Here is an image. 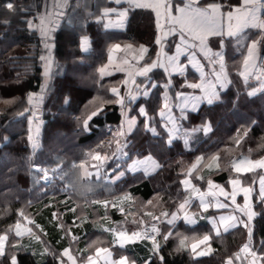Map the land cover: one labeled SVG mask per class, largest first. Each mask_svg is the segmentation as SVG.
<instances>
[{"label":"trees","instance_id":"obj_1","mask_svg":"<svg viewBox=\"0 0 264 264\" xmlns=\"http://www.w3.org/2000/svg\"><path fill=\"white\" fill-rule=\"evenodd\" d=\"M27 15V10L0 11V235L8 234V255L16 251L10 245L24 247V250L16 252L19 264H60L57 257L62 246H54L60 232L48 224L52 211L50 208H43L41 214V223L47 232L45 237L42 236L40 240H19L12 232L17 221L23 220L21 211L24 217H33L36 213L34 209L46 205L50 190L56 188L57 181L49 186L37 182V174L31 172L29 166L37 164L52 169L57 164L66 167L72 162L79 163L101 141L107 145L112 139L108 126L116 129L121 123V114L118 106L111 103L102 106L103 113L89 122L91 132L83 131L84 120L96 108L87 114V104H82V101L89 94L92 97L95 90L93 87L89 90L78 87L81 82L79 75L82 74L79 69L81 66L91 68L90 82L96 86L102 85L104 81L95 77V69L105 62L108 43L118 38L117 36L130 42L151 45V51L154 50L150 43L154 37L152 14L146 10L131 9L126 30L120 34L103 31L101 25L94 22L92 15L86 17L84 32L91 39L88 56H83L78 51L79 33L76 30L63 25L59 30L52 31V57L57 68L42 94L41 107L37 108L40 148L35 155L32 154L28 139L30 114L25 109L31 106L26 101L25 94L31 92L41 95V87L45 84L38 37L27 28ZM239 57L234 53L231 64L228 65L233 86L222 94L221 102L212 106L203 105L198 112L188 114V119L180 123L182 127L193 128L207 120L212 126L208 134L203 135L202 131L195 134L189 147L179 138L168 145L162 131H158L159 138H154L144 130L143 121L139 120L135 130L126 137L129 141L126 151L132 159L151 154L160 165L156 174L128 189L134 198L132 209L138 216L149 210L146 203L148 201H153L151 207L154 211L157 208L159 211L170 212L177 208L185 198L180 181L187 175L197 157L207 159L218 154L219 162L228 164L233 155H244L252 160L264 156V94L250 98L247 96V90L252 85L249 84L245 89L239 76L234 73ZM232 60L236 62L232 64ZM105 83L108 84L107 81ZM157 90L144 102L149 114L155 118L161 104ZM66 99L68 103L63 104ZM246 129L247 136H244ZM4 137L8 140L4 141ZM237 140L240 141L239 144L236 143ZM107 149L106 146L100 151L105 152ZM129 161L131 160L126 163ZM222 170V174L213 177L218 182H224L228 177L226 168ZM253 200L257 216L253 221L252 242L259 252L264 253V247L261 246L264 241V207L256 202V196ZM203 227L204 225H198L190 228L182 222L178 223L168 240L160 242V255L164 257V264H225V260L232 257L246 239L245 231L238 228L212 237L213 252L209 256L194 258L187 248L177 251L181 238L187 234L201 236L206 231ZM148 248H151V244L142 241L125 248V252L131 256L134 254L132 258L135 264H144L150 255ZM45 249L48 251L45 252ZM2 264H9L7 256L3 258ZM153 264L160 262L154 260Z\"/></svg>","mask_w":264,"mask_h":264},{"label":"crops","instance_id":"obj_2","mask_svg":"<svg viewBox=\"0 0 264 264\" xmlns=\"http://www.w3.org/2000/svg\"><path fill=\"white\" fill-rule=\"evenodd\" d=\"M142 2H146V0H142ZM172 2L180 3V0H172ZM188 2L189 0H184V3H188ZM212 3L222 4L223 5L222 11H227L229 5L239 6L242 3V0H198V2L194 5V7L206 8L207 5ZM111 8H116L118 11H123L125 9H128L127 15L126 17H124L123 24L121 26L105 27V25L109 24L110 21L113 23V25H115L118 20V17L114 13H110L106 17H101V12L104 9H111ZM131 9L146 10L152 14V27L154 31L153 33L154 37L152 38L153 41L151 40L150 43L156 47V51L155 52L151 51V47H150L151 45L145 43L142 44V43L130 42V40H126L122 36H117L118 38L108 43L106 50L107 57L105 62L102 65H99L95 69L96 72L95 77H97V79L99 80L104 81L102 85L97 84L96 86L95 84L90 82L89 77L90 74H92L91 68H89L88 66L80 67L79 72L80 73L82 72V74L79 75V78L81 79V82H80V86L78 85L77 86L87 90H89L90 87H93V89L95 90L94 95L92 96L94 100L89 101L90 100L89 99L90 94H89L84 99V101H82V104L92 103L98 105L99 106L98 108H100V106L102 107L104 105H108L111 103L118 106L119 112L120 114H122L121 106L115 102L116 97L113 96L110 89L112 87H118L121 96H125V93L129 89H135L136 85H140L141 89H143L144 84H142L141 82L146 81V78L143 76H139L136 73L139 68L143 67L147 62L150 61H147L144 64L141 63L140 61L141 46L147 49V52L143 53V57L151 58V55L154 54V58L151 59V61H153L157 59V53H160L161 62L167 64V56L174 54L175 52L174 44L179 43V33L177 32L175 36L173 35L165 36V34L168 32L169 27L171 26V22L166 20L163 14H161V16L159 17L160 27L158 28L156 11H154L151 8L132 7L127 2H122L120 5H116L115 3L112 2V0H42L41 1L40 11L43 12L46 19H49L51 21V23L49 24V29H51L50 32L54 31L52 29L53 28L52 26H53L55 13L59 12L63 14L57 30H59L63 25H66L76 30L79 33L78 51L83 56H88V54L91 51V39L87 35V33L84 32V23L86 17L92 15L91 17H93L92 19H94V22L100 24L103 31L120 34L126 30L129 11ZM162 12L163 10H161V13ZM173 15L176 16L179 15V13H173ZM219 26L225 33L227 32L228 22L226 19L219 21ZM234 26H235V21H233V27ZM176 27L177 29H179V25H176ZM158 36L162 39V44L160 45H157L155 43ZM242 36L243 39L239 42V44L235 38H230L227 35L209 36L207 39L208 48L210 49V51L208 52V56L205 57L201 54L198 55L197 57L199 64L201 66L200 68L193 67L191 64H189L186 58L188 53L182 52V54L179 57V60L182 64H187L188 67L186 71L183 73V75L173 72L171 79L174 87L171 89H165L163 87V85L166 83V80L168 79V74L164 71V69L163 68L152 69V71L148 74V76L151 78L152 82L159 85V87L152 88L150 90L148 97L137 95V99L133 103L129 104L127 102V99L125 100L126 117L122 115L123 117L122 121H125L126 118L127 119L135 118L136 121L135 126L132 128L131 132L128 133L127 136H129L135 130L139 120L144 121L145 119L144 117L138 115L139 106L145 107L144 102H146V100H148L158 88L157 93L161 100V104L156 114V118L153 115H150L149 112L148 115L149 117L153 118V126L156 128V131L157 132L162 131V133L166 135V141H167L169 139V136L167 134V130L164 127L166 122V117L162 118L159 115V111L165 103V98H167V102L171 106L172 115L179 117L180 108L184 106L185 101L177 99L176 96L177 92H183L186 96L189 97L203 95L202 89L199 88L193 89L191 87H188L187 86L188 84L203 83L205 88H207L210 84H215L217 91L220 92V97H221L222 94L226 92L230 86H233V81L231 80L230 77L228 65L231 64V58L233 57L234 53L240 56L239 57L240 59L237 60V62L236 60H232V64L236 62V65L234 67V73L239 76L241 80V85H243L245 89L248 88L249 86L248 79H247V83H245V79L243 76L240 75V73L245 72V75H247L248 78H250L253 75L255 69H252L250 67L249 69L245 70L243 62L245 60V57L247 56V46L250 45L253 40H259L262 36V32L258 28L249 27L244 30ZM85 37H87L89 41L88 51H84L81 47V41ZM221 40H224V47L222 49L219 47V42ZM116 44H119L121 46L120 49L112 50V47ZM128 45H131V48L127 47ZM52 50H53V44L51 43L50 57L53 63V71H54L57 67L55 66L56 64L53 61L54 59L52 57ZM220 51L224 53V68L222 71V78L226 77L227 81H229V83L226 84V87L224 89H220L219 87L220 82L215 80L213 74L214 71L216 73H221L219 61L216 59V57L212 55L213 53ZM44 54L45 56H49V50L48 53L44 52ZM110 55H111V63L109 62ZM129 56L131 58H128ZM135 59L137 60V62L133 61ZM258 60H259V52H258V58L255 61L256 66L258 64ZM105 66L107 67L105 68ZM41 68H42L43 83L45 85H48L49 82L51 81V77L50 78L45 77L44 62L42 61H41ZM102 68L105 69L103 74L100 71ZM126 80L128 82L127 87H125L124 85V82ZM106 81L108 82V84L105 83ZM263 83H264V79H263ZM181 84H184L185 86L181 88L180 87ZM253 89H256L254 85H252V87L247 90V93L249 91H252ZM101 90L104 91L100 92ZM248 97L250 98V96ZM66 100L68 101V99ZM219 102H221V98L220 101H217L214 104H217ZM67 103L64 102L63 104H67ZM203 105L212 106L202 102L199 104V109ZM185 112L187 113V115L191 113H196L191 111V102L188 103ZM30 118L31 116L29 117V121ZM181 122L182 121H178V124H180ZM143 126L145 128V125ZM181 128L189 131L192 129V128H186L184 126L183 127L181 126ZM197 133L198 132L194 133L190 137L189 145L193 140V136ZM201 133H203V135H206L203 131ZM178 138L181 139L184 143V137L182 135H180ZM189 145L187 147H189ZM114 150H115V141H113L112 143V148H108L107 151L105 152L111 153ZM105 152H101V154ZM144 157H140V158L136 157L134 159H143ZM131 162L132 160L129 161L128 163H123L121 165V170L126 168L127 165L130 164ZM95 163L96 161L92 162L91 157L87 156L84 161H81L79 163L72 162L71 164L66 165V167H63L61 164H59L60 168L63 169V171L60 172L61 174L60 177L62 176V179L55 182L56 188L50 190V193L48 194L49 202L45 203L46 205H43L42 208L34 209V211L36 210V213L33 215V217L31 218L27 217L28 220L32 221L33 223H28L24 218L23 220L20 221L21 231L24 233V235H22L21 237H17L15 235V226L13 227L12 232L15 238L20 240L22 238L36 239V237H39L40 240L42 236L45 237V234L47 232L46 229L43 227V224L41 223V219H42L41 214L43 208L44 209L50 208L52 211H50L51 212L50 217L47 220L48 224H51L54 227L55 231L60 232L59 239L54 241V246L55 245L62 246L61 251H59L60 253H62L65 248H70L71 254L74 257H76V264H88L87 262L88 256H93L94 259H96V264H105L104 253L100 254V258H96L97 248H107L112 254L110 258L111 260H119L121 256H126L128 257V264H132L133 261L135 262V260H133L132 258L134 254L133 256L129 255L128 253L125 252V248L134 244L141 243L142 240H136L135 242H126L123 247H120V243L116 239V236L119 232H125L130 236L131 233L139 231L141 228L140 220H139L141 217L135 214L134 210L132 209V207L134 206L133 204L134 198L129 194L128 189L130 186H133L135 183H140L148 179L149 177L153 176L154 174H156V172L159 169L152 171L151 174L147 176L144 174L143 169L138 170L135 173L127 172L123 177L117 179L114 171V165L112 164L111 161H109L108 164L105 165V169L102 171L101 176L99 178H97L94 175L91 177H85L84 174L85 170H87L88 172H94V169L91 167V165ZM156 163L158 162L156 161ZM200 163L197 165V168L194 169L192 172L191 184L195 185V187L200 190V193H206L209 190L207 183L208 179L210 178L209 176L216 173L219 170L220 165L218 164L219 167L217 168V162L213 160L208 164H200ZM74 164L77 166H79L80 164H84V168L83 169H81L80 167L73 168ZM209 165H211V167H209ZM56 167L57 166H55L54 168ZM250 173L258 174L255 180L256 182L255 188L253 187L254 191L250 198L252 211H254L255 205L253 199L256 196V202L259 203L257 200V196L259 192V177L261 175H264V170L257 169L255 172L244 173L240 177L242 181L240 187H247L250 185L253 186L252 185L253 182L250 183L242 180L245 174H250ZM197 176L203 177V179H197L196 178ZM231 178H236V177H231ZM229 179L230 178H228L224 182H218L213 180L211 181L213 182L214 185L222 186L225 189V191L231 192V185L228 183ZM129 182L131 183L128 185ZM123 185L125 186L127 185V186L125 187ZM182 188L184 190L183 185ZM212 191L219 194V189L217 188H213ZM188 195L195 196L196 193L185 192V198ZM126 196L130 197V199H125L124 197ZM206 199L211 201L212 203V206L208 207L207 211L201 210L198 199H192L190 206L184 210L187 211L189 216L195 214L194 219L196 220V222L194 224H187L183 218L184 211H181L179 212V218L174 222V224H170L167 222L166 224L167 232L168 233L171 232L172 229L178 223L182 222L185 226H188L190 228L196 227L198 225L201 226L204 225L203 228L206 229V231H204L205 233L201 231L203 233L201 236H197L196 234H194L195 236L193 234L192 235L187 234V237L189 238L196 237L197 239H199L202 238L203 235L205 234H209L211 237L214 236L216 237L215 231L213 230V225L210 222L212 218H216V220L218 221V226L221 235L230 233L235 229L242 228L245 231L246 239L245 241H243V243H241V245L248 243L249 242L248 229L245 228L242 224L236 227H230L227 232L224 231L223 224H219L220 216L235 215L238 218L244 219L245 221L247 220V217L243 216L242 213H240L239 211L234 212L233 207H228V208L215 207V201L212 200L211 196L206 197ZM219 200L221 202L228 203V201L224 200L223 196H219ZM105 201L109 202L107 207L104 206ZM113 202L116 203L115 207L112 206ZM236 202L237 204L243 205L244 196L242 193L240 195H237ZM262 206L264 207V204H262ZM121 208H123L124 210L123 212L120 211ZM72 209H75V211H73ZM178 209L179 206L175 211L171 213L177 212ZM171 213L169 214V219L171 218ZM53 214H55V218ZM255 217L251 221L252 231H253V221ZM73 221H75V224L73 223ZM224 223L226 224L229 222L224 221ZM37 225L39 227H37ZM60 225H63V227H60ZM106 228L112 229L114 231H104V229ZM27 229H31L34 235L29 234L27 232ZM69 229L71 230V235L66 234L68 233ZM71 236L78 237V240L73 241L71 239ZM163 236L160 237L159 242L164 241ZM191 242H192L191 239L189 243L186 242L189 244V248H187L189 251H190ZM210 245H211V241H210ZM203 247L204 246L202 245L201 248ZM251 247L253 251L257 252L258 256L264 255V253L258 251L257 247H254L252 240H251ZM149 249L150 248H148V250ZM199 250L200 249H198V251ZM212 252H213V248L211 246V253ZM235 254L231 257L232 264H249V262L252 259L251 256H248L247 260L238 261L235 258ZM63 259L65 264H70V262L67 260V257H64ZM228 259L229 258L225 260V264L228 261ZM259 264H264V261H260Z\"/></svg>","mask_w":264,"mask_h":264},{"label":"snow or ice","instance_id":"obj_3","mask_svg":"<svg viewBox=\"0 0 264 264\" xmlns=\"http://www.w3.org/2000/svg\"><path fill=\"white\" fill-rule=\"evenodd\" d=\"M113 3L116 5H120L122 2H127L132 7L137 8H151L154 11H156L157 14V27H160L159 23V17L161 14L165 16V19L171 22V26L168 29V32L165 34L167 35H173L175 36L177 32L179 33V43L174 44L175 52L173 55L167 56V64H164L160 60V53H157V59L150 61L146 63L143 67L139 68L137 71V75L143 76L146 78V81H142L141 83L144 84L143 89H141L140 85H136L135 89H129L125 96L120 95V90L118 87H112L110 89L113 96L116 97V103H118L121 106L122 115L126 117V103L125 100L127 99V102L133 103L137 99V95H142L144 97H148L150 90L152 88L159 87V85L152 82L151 78L148 76V74L152 71L154 68H163L164 71L168 74V79L166 80V83L163 85L165 89H171L174 87L171 76L173 72H176L180 75H183V73L186 71L188 65L182 64L179 60L180 55L182 52H187V60L189 64H191L193 67L200 68L199 61L197 59L198 55H203L205 57L208 56V52L210 49L208 48L207 39L209 36H224L227 35L230 38H235L239 44V42L243 39L242 34L244 33V30L249 27L258 28L261 30L262 33H264V19L261 18L260 12L262 9H264V0H242V3L239 6H228L227 11H222L223 5L222 4H216L212 3L207 5L206 8L204 7H194V5L198 2V0H189L188 3H184V0H180V3H173L172 0H146V2H142V0H112ZM7 9L9 12H14L18 8L17 0H3V3H0V11H3L4 9ZM161 10L163 12L161 13ZM128 12V9H125L123 11H118L116 8L111 9H104L101 12V17H106L110 13H114L118 20L115 25L110 21L109 24H106L105 27H111V26H121L123 24V19L126 17ZM173 13H179V15L174 16ZM227 20L228 22V30L225 33L221 27L219 26V21L221 20ZM233 21H235V26L233 27ZM29 24V27H32V21H27ZM44 18H41V24L43 25ZM176 25H179V29H177ZM51 29H47L42 27L41 33L45 40V48L49 50V56H41L40 60L44 62V75L47 78H50L53 74V63L51 61L50 57V49L51 45L47 43V41L50 39L49 33ZM264 39V37H262ZM155 43L157 45L162 44V39L158 36ZM261 43L260 40H253L250 45L247 46V56L245 57V60L243 62L244 69L247 70L250 67L252 69H255L256 64L255 61L258 58V45ZM81 47L84 51L89 50V41L87 37H85L81 41ZM120 45L116 44L112 47V50H118L120 49ZM127 47L131 48V45H128ZM219 47L222 49L224 47V40H221L219 42ZM111 51V50H110ZM171 51V49H170ZM147 52V49L141 46V57L140 59H143V53ZM216 59L219 61L221 73H216L214 71V77L216 81H219V87L220 89H224L226 87V84L229 83L227 81L226 77L222 78V71L224 68V53L222 51L215 52L212 54ZM109 62L111 63V55L109 56ZM107 66H105L106 68ZM101 73L103 74L105 69L102 68ZM241 76L244 77L245 83H247L248 76L245 75V72L240 73ZM259 79V77H257ZM127 80L124 82L125 87H127ZM185 85L181 84L180 87L183 88ZM188 87H191L193 89H202L203 95L201 96H195V97H189L186 96L183 92H177L176 96L177 99L185 101L184 106L180 108V116L176 117L172 115V109L169 103L167 102V98H165V103L163 107L159 111V115L162 118L166 117L165 122V129L167 130V134L169 136V139L166 141L168 145H171L173 140L178 138L180 135L184 137V144L187 147L189 145V139L190 137L196 133L203 131L205 134L210 132L212 130L211 123L207 120H205L201 125L194 126L190 131L184 130L181 128L180 124H178V121H183L188 119V115L185 112V109L189 102H191V111L192 112H198L199 111V104L204 102L208 105H213L217 101H220V92L217 91L215 84H210L207 88L204 87L203 83L200 84H188ZM46 90V85L41 87V95L37 98L32 93L28 94L27 101L28 104L32 106V108H26L25 112H30L32 119L29 121L30 124L34 121H38V117L36 115V112L33 110V108H36L38 106V103H42L43 101V93ZM257 92L264 93V85L261 86V88L253 89L252 91H249L247 93L248 96H255ZM135 93V94H134ZM68 101L65 100V103ZM103 113V108H97L96 111H93L91 115L88 116L86 120L83 122V131L90 132L91 129L89 127V121L93 119V117L99 116ZM23 115V113H22ZM138 115L144 117V125H145V131L150 132L154 138H159L160 133L156 131V128L153 126V118L149 117L148 111L145 107L139 106V112ZM135 118L127 119L125 121H122V123L116 128L113 129L111 126H108V133L111 135L112 139L107 142V145L104 141H101L96 149L91 150L88 155L91 157L93 161H96L95 164H92L91 167L94 169V172H88L85 170V177H91L96 176L99 178L101 176L102 171L105 169V165L108 164L109 161L112 162L114 165V171L116 174V178L119 179L120 177H123L127 172H133L135 173L138 170L143 169L144 174L150 175L152 171H155L160 168V165L156 163V161L153 159L151 154L144 157L143 159H132V157L129 155V153L126 151L129 141L126 139V136L128 133L131 132L132 128L135 126ZM255 124V121L252 122ZM125 124L127 127H125ZM248 129L244 131V136H247ZM39 127L36 129V135L32 134V130L30 129L29 134V142L31 144L32 148V154L35 155L37 150L40 148L39 143ZM4 141H7L8 138L4 137ZM115 141V150L111 153H103L101 154L102 149H104L106 146L108 148L112 147V143ZM237 144L240 143L239 140L236 141ZM31 157H29V160ZM203 159V157H197L196 163H194L191 168L188 169L186 178L184 180H181L180 183L184 186V191L186 193H196L195 196L188 195L184 199L182 203L179 204V209L177 212L171 213V218L168 219V223L174 224V222L179 218V212L184 211L187 207L190 206L192 199H198L200 208L202 211H207L208 207L212 206L211 201L207 200L206 197L211 196L212 200L215 201V207L217 208H228L233 207V211H239L242 213L243 216L247 217V220L238 218L235 215H229V216H220L219 217V224H223L224 231L227 232L230 227H236L240 224H242L245 228L248 229V243L244 244L242 248L240 249V252L235 254L236 260H247L248 256H251L252 259L249 262V264H259L260 261H264V255L258 256L256 251L252 250L251 247V240H252V228H251V221L253 218L257 215L256 212L252 211V205H251V195L254 191L253 186H247V187H240L242 181L240 177L244 173L249 172H255L257 169L264 170V158L258 159V160H251L247 158H240L238 160L232 161V171L237 173L236 178H230L228 183L231 185V192L225 191V189L222 186L214 185L211 180H208V187L209 190L206 193H200V190L195 187V185L191 184V176L194 169L197 168V165L200 163V161ZM213 160H219V155L212 157ZM127 160H132L130 164L127 165L126 168L121 170V165L123 163H126ZM80 167L81 169L84 168V164H80L79 166L73 165V168ZM211 167V165H209ZM219 165L217 164V168ZM34 171L38 174L37 182H43L45 185L49 184L53 179L56 178L57 174L62 172L63 169L60 168L59 164H57L56 168H45L36 166ZM51 173V175H50ZM197 179H203V177L197 176ZM256 182L253 181V185ZM217 188L219 189V194L216 192H213L212 189ZM243 194L244 196V203L243 205L237 204L236 197L237 195ZM219 196H223L225 201H228V203L221 202L219 200ZM125 199H130V197L126 196ZM257 200L259 203L264 204V175H261L259 177V192L257 196ZM107 201L104 202V206H108ZM151 203V201H149ZM113 207L116 206V203L113 202ZM75 211V209H72ZM121 212H123V208L120 209ZM20 215L28 222L33 223L32 221L28 220L27 217H24L23 212L21 211ZM149 215H151L149 213ZM162 216L168 217L169 214L167 212L161 213ZM55 218V214H53ZM195 214L192 216H189L187 211H184V220L187 224H194L196 220L194 219ZM203 218V217H202ZM154 220H159V217H153ZM224 221H228L229 223H224ZM213 225V230L215 231L216 236H220L221 232L218 226V221L216 218H212L210 221ZM75 224V221H73ZM37 227H39L37 225ZM60 227H63V225H60ZM104 231H114L112 229H104ZM27 232L29 234H32L31 229H27ZM68 235H71V230L69 229ZM15 235L17 237H21L24 235V233L21 231V223L18 220L15 225ZM159 235V229L152 225L149 228H144L141 231H136L131 233L129 236L125 232H119L116 236L117 241L120 243V247H123L126 242H135L136 240H150L151 241V248L149 249L150 255L149 257L144 261V264H153L154 260H159L160 264H164V257L160 255L161 250V244L157 240V236ZM172 235L171 232L167 233L163 236V240L167 241L168 238ZM36 239H39V237H36ZM71 239L73 241L78 240V237L71 236ZM191 239L190 244V251L194 258L199 256H206L211 254V245L210 241L212 237L209 234L203 235L202 238L197 239L196 237H183L179 241V247L177 248V251H180L182 249L189 248V244L186 243ZM8 241V234L5 233L3 235H0V264H2L3 258L7 256V259L9 260V264H19L16 252L24 250V247L22 245L18 246L17 244L10 245L11 248L15 249L16 251L13 252L11 255H8L6 253V245ZM204 246L201 248V246ZM261 246L264 247V241L261 242ZM198 249H200L198 251ZM48 249H45V252H47ZM104 253V259L105 264H128V257L121 256L119 260H111V252L107 248H97L96 249V258H100V254ZM51 254V253H49ZM243 254V255H242ZM64 257H67V260L70 262V264H76V257H74L71 254L70 248H65L62 253L59 254L57 259L59 260L60 264H65ZM88 264H96V259H94L93 256L87 257ZM132 264H135L133 261ZM226 264H232V258L230 257Z\"/></svg>","mask_w":264,"mask_h":264},{"label":"rangeland","instance_id":"obj_4","mask_svg":"<svg viewBox=\"0 0 264 264\" xmlns=\"http://www.w3.org/2000/svg\"><path fill=\"white\" fill-rule=\"evenodd\" d=\"M41 1L42 0H39V1H37V0H35V2H34V7L32 8V9H30V10H27V16H25V22H26V26H27V28L29 29V30H31V31H33V32H35L36 33V36L38 37V44H39V48H40V51H41V55H40V57L43 55V56H45V54H44V52H46V53H48V49H46L45 48V40H44V37L42 36V33H41V28L42 27H44V28H47V29H49V24L51 23V21L49 20V19H46V17L44 16V14H43V12H41L40 11V7H41ZM35 14H38L39 15V19H36L34 16H35ZM44 18V23H43V25L41 24V18ZM27 21H32V27H29V24L27 23ZM49 36H50V39L47 41V43H49L50 45H51V43H52V32H50L49 33ZM137 48V47H136ZM154 50H152V52L154 51H156V47L154 46V48H153ZM134 51V50H133ZM130 53V52H129ZM47 57V56H46ZM128 58H131L130 56L128 57ZM154 58V54L153 55H151V58H146V57H143V59H140V61H141V63H146L147 61H151V59H153ZM134 62H137V60L135 59V60H133ZM148 63V62H147ZM28 93L29 92H27L26 94H25V99L27 98V95H28ZM34 96L35 97H39L40 96V94H34ZM89 101H92V100H94V98H92L91 96L89 97ZM26 101H27V99H26ZM28 102V101H27ZM38 103V106L36 107V108H33V110L36 112V114H37V108H39V107H41V103H39V102H37ZM86 107H87V114H89V112L90 111H92V109H94V108H98L99 106L98 105H96V104H92V103H87V105H86ZM101 107V106H100ZM31 108H32V106H31ZM89 108V109H88ZM29 114H31L30 112H29ZM31 116V115H30ZM32 119V117L30 118V120ZM122 120H123V117H122V114H121V123H122ZM126 120V119H125ZM120 123V124H121ZM119 124V125H120ZM127 125L125 124V127H126ZM37 127H39V122L38 121H34L33 123H31L30 124V129L32 130V134L33 135H36V129H37ZM126 137H128V136H126ZM214 156H216V155H214ZM214 156H211V157H209V158H207V159H202V161H201V163L200 164H208L209 162H211L213 159H211L212 157H214ZM88 157H90L89 155H88ZM240 158H247V159H249L248 157H246V156H244V155H233L232 157H231V159L229 160V162H228V164H221V162H219V160H213V161H216L217 162V164H219L220 165V168H219V170L216 172V173H214V174H212L211 176H209L210 178L208 179V180H213V181H216L213 177L214 176H218V175H220V174H222V172H223V170H222V168H226V171H227V173H228V177L226 178V180L228 179V178H231V177H237V173H235V172H233L232 171V161L233 160H238V159H240ZM262 158H264V156L262 157ZM259 159H261V158H259ZM252 160V159H251ZM256 160H258V159H256ZM196 161H197V158L193 161V163L191 164V166L194 164V163H196ZM92 162H93V160H92ZM190 166V167H191ZM257 173H250V174H245L244 175V177L246 178V179H242L243 181H245V182H250V183H252L253 181H255L256 180V178H257ZM186 177V176H185ZM184 177V178H185ZM183 178V179H184ZM182 179V180H183ZM253 185V184H252ZM253 187L255 188V184L253 185ZM152 202L153 201H151V203H149V201L148 202H146L147 204H148V208H149V210L148 211H146V212H144V214L143 215H140V230L139 231H141V230H143L144 228H145V226H147V224H148V222L150 221V220H153V217H161L162 219H161V221H160V224H159V235L157 236V240L159 241V239H160V237H162L164 234L166 235L168 232H167V222H168V219H169V216L166 218V217H164V216H162L161 215V213H164V212H167V211H159V210H157V208H156V210L154 211L153 210V208L151 207V205H152ZM180 203H182V201L180 202ZM179 203V204H180ZM179 204H178V206H179ZM150 205V206H149ZM177 206V207H178ZM177 208H175L174 210H172V211H170V212H167L168 214H170L171 212H173V211H175ZM146 209H144V211H145ZM149 213L151 214V215H149ZM167 232V233H166ZM142 241H146V242H149V243H151V241L150 240H142ZM189 241H190V239H189ZM189 241H187L188 243H189ZM243 245H239V247L237 248V253L238 252H240V251H238L239 250V248L240 247H242ZM243 255V254H242Z\"/></svg>","mask_w":264,"mask_h":264},{"label":"built area","instance_id":"obj_5","mask_svg":"<svg viewBox=\"0 0 264 264\" xmlns=\"http://www.w3.org/2000/svg\"><path fill=\"white\" fill-rule=\"evenodd\" d=\"M34 2H35V0H17L18 8L16 10H30L34 7ZM0 3H3V0H0ZM4 10H7V9L5 8ZM260 16L262 19H264V9L261 10ZM34 17L36 19H39L38 14H35ZM262 37H264V33H262V36L259 39L261 41V43L258 45V52H259L258 64L255 67L253 75L250 78H248V83L251 85H254L256 87V89L261 88V86L264 85V83H263V79H264V39H262ZM257 77H259V79ZM29 93H31V92H29ZM32 94L34 95V93H32ZM257 94L262 95L264 93L257 92ZM27 97H28V95H27ZM35 167H36V165H33V166H31V169L34 171ZM50 175H51V173H50ZM55 180H58V176H56V178L53 179L49 184H51ZM41 183H43V182L41 181ZM49 184H47V185H49ZM159 218H160L159 220H154V219L150 220L148 222L147 226H145V228L150 229V227L152 225H155L158 228L160 221L162 219L161 217H159ZM241 248L242 247H240L238 251H240Z\"/></svg>","mask_w":264,"mask_h":264},{"label":"water","instance_id":"obj_6","mask_svg":"<svg viewBox=\"0 0 264 264\" xmlns=\"http://www.w3.org/2000/svg\"><path fill=\"white\" fill-rule=\"evenodd\" d=\"M62 15L61 13L59 12H56L55 13V17H54V21H53V30L56 31L59 27V24L61 22V18H62Z\"/></svg>","mask_w":264,"mask_h":264}]
</instances>
